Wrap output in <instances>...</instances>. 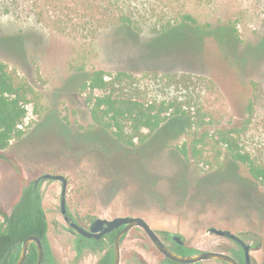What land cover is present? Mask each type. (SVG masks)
<instances>
[{
  "label": "rangeland",
  "instance_id": "obj_1",
  "mask_svg": "<svg viewBox=\"0 0 264 264\" xmlns=\"http://www.w3.org/2000/svg\"><path fill=\"white\" fill-rule=\"evenodd\" d=\"M111 1L0 0V64L39 97L26 108L22 137L0 151L1 208L8 212L25 185L54 173L66 178L68 209L83 225L140 215L201 249L223 246L208 227L228 228L255 236L253 255L264 259V182L227 153L215 160L212 149L217 131L237 130L242 152L264 167V0H165L212 28L163 34L110 25L119 11ZM149 1L155 10L162 4ZM95 70L128 74L118 94L176 103L190 123L169 118L155 132L141 130L142 142L122 145L91 120L80 87ZM203 135L197 160L188 148ZM40 192L65 264L72 236L58 212L60 183L47 181Z\"/></svg>",
  "mask_w": 264,
  "mask_h": 264
},
{
  "label": "trees",
  "instance_id": "obj_2",
  "mask_svg": "<svg viewBox=\"0 0 264 264\" xmlns=\"http://www.w3.org/2000/svg\"><path fill=\"white\" fill-rule=\"evenodd\" d=\"M156 2L162 3L163 6L157 5L155 10L149 0H113L109 2V6L116 4L119 11L114 14L116 18L110 25L136 32L146 28L152 34H163L183 25L201 33H207L212 28L209 23H199L182 9L169 7L165 0ZM106 77H109V80ZM128 79H131V76L124 72L113 75L103 70H95L80 87L82 92L88 93L86 100L91 104L90 116L93 123L110 131L117 142L127 147L133 146L134 140L142 142L144 136L141 130L155 132L169 118L179 117L190 123L191 116L176 103L141 102L118 94V87ZM95 91L101 94L95 95ZM38 98L31 87L14 81L7 67L0 64V151L5 150L11 140L22 137L23 131L18 126L22 125L27 116V106ZM237 133L238 131L233 129L217 131V138L212 144L214 159L217 160L222 152L227 153L232 161L245 165L254 180L264 182V167L255 164L248 153L242 152L233 136ZM206 137L207 135H203L192 140L188 148L192 158L203 159V150L198 149V146L207 144ZM178 151L184 157L187 154V148L184 146ZM3 217L4 224L0 225V250L19 249L21 243L29 236L39 238L44 248L49 247L46 237L47 222L37 191L33 193L30 187L24 189L11 214H3ZM49 257V250H44L45 261H49Z\"/></svg>",
  "mask_w": 264,
  "mask_h": 264
},
{
  "label": "flooded vegetation",
  "instance_id": "obj_3",
  "mask_svg": "<svg viewBox=\"0 0 264 264\" xmlns=\"http://www.w3.org/2000/svg\"><path fill=\"white\" fill-rule=\"evenodd\" d=\"M50 175H58L54 173H43ZM41 174V175H43ZM39 175V176H41ZM38 176V177H39ZM37 177V178H38ZM35 178L33 181L29 182L25 185L20 191L19 198L16 203L6 212L0 205V225L4 224L5 215H10L14 206L20 201L22 192L24 189L30 187L32 192H38L41 198V206L44 212V217L47 222V231L46 237L49 244L48 248H44L41 240V262L40 264H60V254L58 250L60 248H56L52 245L51 237H50V223L48 220V216L46 210L44 208V202L41 194V188L43 184L47 181H55L60 183V193H59V201H58V212L61 217L62 227L64 231L72 236V241L65 248L67 251V259L65 264H114L115 260V248L114 241L117 235L122 231L124 226H119L117 228L112 229L108 233L100 234V231L91 232L90 228L93 222L96 219H105L112 220L117 217H125V216H116L111 219L106 218H89L88 222L83 225L78 221L74 216L71 215L67 202H66V190H65V210L68 218L80 226L86 232H89L90 236H83L78 233L76 230L69 226V223L64 220L63 214L61 212L60 207V196H61V182L58 180H44L42 182H38L35 184ZM68 184V183H67ZM67 187V185H66ZM134 218L142 219L148 227L153 231L155 236L158 238L160 243L170 252L184 257L195 256L198 254L205 253H215L222 254L229 258H231L235 264H264V259L255 258L253 253L259 251L260 247H258L252 239L255 236L245 235L241 232H233L228 228L222 227H214L210 226L205 230V233L211 236H214L216 239L220 240L222 243V247H210L207 249L197 248L191 244H188L186 238L182 236V234L178 231H171L165 229H156L152 227V225L147 222L142 216H130ZM55 220L53 222L54 225H59ZM226 231L233 235L236 239L229 238L227 236H223L215 233L214 231ZM34 237V236H29ZM28 238V237H27ZM37 238V237H36ZM130 246L128 249L125 248L124 243L130 240ZM84 245H79V243ZM219 243V245L221 244ZM22 244V243H21ZM118 264H229L224 260L216 259V258H205L201 259L197 262L193 263H181L174 260H171L167 256H165L152 242L146 232L139 226L132 227L128 231L122 234L118 243ZM44 250H49L50 257L49 261H45L44 259ZM246 250V253H245ZM21 255V245L19 249H6L0 250V264H16ZM38 260V248L35 243H30L27 247L24 261L21 264H36ZM63 263V262H62Z\"/></svg>",
  "mask_w": 264,
  "mask_h": 264
},
{
  "label": "water",
  "instance_id": "obj_4",
  "mask_svg": "<svg viewBox=\"0 0 264 264\" xmlns=\"http://www.w3.org/2000/svg\"><path fill=\"white\" fill-rule=\"evenodd\" d=\"M58 180L61 182V196H60V207H61V212L63 214L64 220L67 221L69 223V226L71 228H73L74 230H76L78 233H80L83 236H90L89 232H86L85 230H83L80 226H78L77 224H75L74 222H72L67 214H66V210H65V190H66V185H67V180L64 176L62 175H50V174H43L41 176H39L36 180H35V184L38 182H42L44 180ZM119 226H124V228L122 229V231L117 235L115 241H114V248H115V260H114V264H118V243H119V239L122 236L123 233H125L126 231H128L129 229H131L132 227L135 226H139L141 227L146 234L149 236V238L152 240V242L154 243V245L168 258H170L171 260L177 261V262H181V263H193V262H197L201 259H205V258H216V259H220V260H224L229 264H235V262L222 254H215V253H205V254H198L195 256H190V257H184V256H179L176 255L172 252H170L169 250H167L158 240V238L155 236V234L153 233V231L148 227V225L140 218H134V217H130V216H125V217H117L114 218L112 220H105V219H96L91 228L90 231L91 232H96V231H100L99 235H102L103 233H108L110 232L112 229L117 228ZM214 231V230H211ZM217 234L223 235V236H227L229 238H233L236 239L233 235H231L229 232L226 231H214ZM30 243H35L36 247L38 248V260L36 264H40L41 262V254H42V250H41V243L39 241L38 238L36 237H28L26 238L22 244H21V255L19 260L17 261L16 264H21L24 261L25 258V254H26V250L27 247ZM246 253V250H245Z\"/></svg>",
  "mask_w": 264,
  "mask_h": 264
},
{
  "label": "built area",
  "instance_id": "obj_5",
  "mask_svg": "<svg viewBox=\"0 0 264 264\" xmlns=\"http://www.w3.org/2000/svg\"><path fill=\"white\" fill-rule=\"evenodd\" d=\"M25 119H26V118H25ZM25 119H24V120H25ZM18 128L21 129V128H22L21 125H19Z\"/></svg>",
  "mask_w": 264,
  "mask_h": 264
}]
</instances>
